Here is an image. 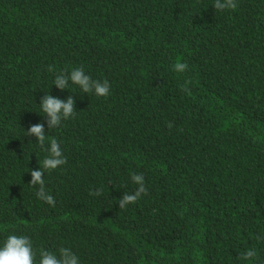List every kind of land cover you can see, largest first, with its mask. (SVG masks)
<instances>
[{
  "label": "trees",
  "instance_id": "1",
  "mask_svg": "<svg viewBox=\"0 0 264 264\" xmlns=\"http://www.w3.org/2000/svg\"><path fill=\"white\" fill-rule=\"evenodd\" d=\"M236 2L0 0V246L28 236L36 264L61 247L80 264H264V0ZM78 67L110 94L53 84ZM45 94L72 95L75 117L48 129ZM36 123L45 148L24 135ZM53 138L55 207L29 183ZM132 173L147 195L120 209Z\"/></svg>",
  "mask_w": 264,
  "mask_h": 264
},
{
  "label": "clouds",
  "instance_id": "2",
  "mask_svg": "<svg viewBox=\"0 0 264 264\" xmlns=\"http://www.w3.org/2000/svg\"><path fill=\"white\" fill-rule=\"evenodd\" d=\"M213 7L218 11L236 10L238 4L236 0H214ZM186 62H176L173 65V70L178 73H183L187 70ZM48 71H54L53 66H49ZM69 81L79 86L83 93H94L98 97H106L110 94V83L107 79L101 81L93 79L86 74L83 67L74 68L69 72H59L56 74L53 84L60 90L67 89ZM191 80H186L181 86V90L190 93L189 85ZM75 100L72 95H69L66 100L55 97L51 94H45L41 97L40 107L46 116V123L48 129H53L61 125L62 120L74 118L76 115ZM171 127V124H169ZM25 136H34L36 141L45 148L47 137L45 135L44 123H36L31 125ZM48 156L42 162V168L31 170L30 185L39 188L35 195L38 199L45 201L47 204L55 207V198L49 194L45 189L44 172L54 170L67 161L63 155L60 143L55 139L48 142V147L45 149ZM132 183L138 187L133 193H124L119 199L118 206L120 209H125L129 204H135L143 195H147V188L145 186V178L143 174L132 173ZM90 195L101 196L103 194V187L97 188L94 191L90 190ZM258 240L264 239L260 235L256 237ZM56 252L46 249L39 251V264H80L79 257L68 247H61ZM36 254L33 251L32 241L28 236L10 234L7 236L3 245L0 246V264H36ZM240 258L245 261H251L257 258V251L255 248L248 249L240 254Z\"/></svg>",
  "mask_w": 264,
  "mask_h": 264
}]
</instances>
